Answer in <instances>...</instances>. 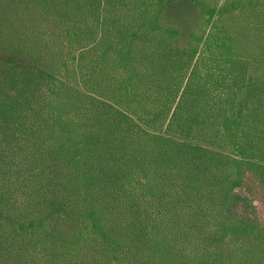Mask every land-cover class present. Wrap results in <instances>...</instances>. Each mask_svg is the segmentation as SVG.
<instances>
[{"label": "trees", "instance_id": "obj_1", "mask_svg": "<svg viewBox=\"0 0 264 264\" xmlns=\"http://www.w3.org/2000/svg\"><path fill=\"white\" fill-rule=\"evenodd\" d=\"M250 3L0 0V264H264V78L222 28ZM56 12L92 16L85 91L41 62Z\"/></svg>", "mask_w": 264, "mask_h": 264}, {"label": "rangeland", "instance_id": "obj_2", "mask_svg": "<svg viewBox=\"0 0 264 264\" xmlns=\"http://www.w3.org/2000/svg\"><path fill=\"white\" fill-rule=\"evenodd\" d=\"M223 1L219 0V4ZM250 4L257 5L255 8L248 6L243 11H233L231 15L224 16L225 21L222 28L227 30L230 35L234 51L249 60L250 73L264 78V25L258 26L259 23L264 24V8L263 5L259 6L264 4V0H251ZM188 14L190 12L183 8L173 12L170 16H166L167 19L178 21L184 36L195 28V23ZM27 18L21 16L22 20ZM70 18L72 20H62L60 14L56 12L49 14L47 20L39 22L42 23L39 33L41 37V41H39L41 43V62L43 66L60 68L63 73L62 76H65L64 81H67L69 85L76 87L80 91H85V86L81 82L80 72L85 57L87 54H91L90 51L94 46L81 50L77 41L80 40L79 35L82 38L91 35L87 28H92L93 24L89 23V18H92V16L89 15L88 17L83 14L79 17L71 16ZM78 18H81L80 22H74ZM73 25L76 28L72 29ZM76 33H79V35H76ZM31 35L29 33L28 37L33 41ZM185 44L186 39L184 37L179 38L178 45L183 46ZM82 53H85V55L80 57ZM74 56L77 60L71 62V58ZM61 60H63L62 67L60 66ZM88 88L86 87V89Z\"/></svg>", "mask_w": 264, "mask_h": 264}]
</instances>
